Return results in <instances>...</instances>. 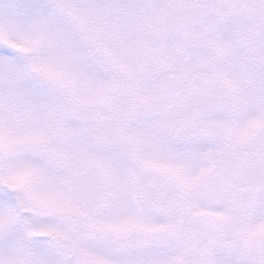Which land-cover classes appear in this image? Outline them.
<instances>
[{
  "label": "snow or ice",
  "instance_id": "snow-or-ice-1",
  "mask_svg": "<svg viewBox=\"0 0 264 264\" xmlns=\"http://www.w3.org/2000/svg\"><path fill=\"white\" fill-rule=\"evenodd\" d=\"M0 264H264V0H0Z\"/></svg>",
  "mask_w": 264,
  "mask_h": 264
}]
</instances>
